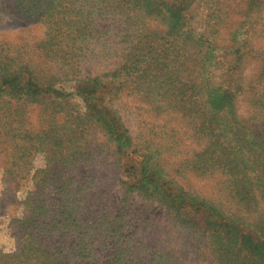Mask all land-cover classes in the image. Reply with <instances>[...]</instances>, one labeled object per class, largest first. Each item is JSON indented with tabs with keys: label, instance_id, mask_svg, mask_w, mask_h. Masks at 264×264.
I'll return each mask as SVG.
<instances>
[{
	"label": "rangeland",
	"instance_id": "obj_1",
	"mask_svg": "<svg viewBox=\"0 0 264 264\" xmlns=\"http://www.w3.org/2000/svg\"><path fill=\"white\" fill-rule=\"evenodd\" d=\"M0 264H264V0H0Z\"/></svg>",
	"mask_w": 264,
	"mask_h": 264
}]
</instances>
